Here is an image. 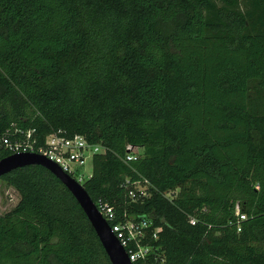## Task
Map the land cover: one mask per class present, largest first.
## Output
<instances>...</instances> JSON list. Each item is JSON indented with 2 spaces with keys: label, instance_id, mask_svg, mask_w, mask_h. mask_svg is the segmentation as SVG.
Instances as JSON below:
<instances>
[{
  "label": "trees",
  "instance_id": "trees-1",
  "mask_svg": "<svg viewBox=\"0 0 264 264\" xmlns=\"http://www.w3.org/2000/svg\"><path fill=\"white\" fill-rule=\"evenodd\" d=\"M29 129L36 148L104 147L82 185L116 220L152 221L143 264H264V0H0V138ZM0 180L19 194L0 264H111L48 169Z\"/></svg>",
  "mask_w": 264,
  "mask_h": 264
},
{
  "label": "built area",
  "instance_id": "built-area-1",
  "mask_svg": "<svg viewBox=\"0 0 264 264\" xmlns=\"http://www.w3.org/2000/svg\"><path fill=\"white\" fill-rule=\"evenodd\" d=\"M18 138L11 140L6 133L0 138V149L9 151L10 153L21 152H37L45 155L52 161L56 162L60 168L76 179L80 184L83 182L81 175H75L77 168L85 166L88 161L92 162L95 154L103 153L104 147L101 144H92L88 142L82 135H74L72 137H64L62 135L51 133L44 139V145L35 147L37 139L33 136L34 129L27 131L18 130ZM37 149V151H35ZM127 153L123 157V161L138 159L140 148L137 146L128 145ZM92 174L88 175V178ZM128 182V181H127ZM149 181L145 178H140L132 184L134 189H130L128 195L132 201L142 199L148 195L147 185ZM168 192L165 196L170 195ZM97 210L109 224L111 231L114 233L119 243L127 252L129 260L133 264H143L150 252L155 251V248L149 244H143L142 240L146 238L148 228L151 227L152 221L146 218L139 217L137 220L125 217V219H117L114 207L107 202L97 200L94 202ZM234 214L243 219L244 215L238 213V208L235 207ZM188 223L194 224L193 217L188 218ZM158 227L152 233V238H156ZM238 230V228H237Z\"/></svg>",
  "mask_w": 264,
  "mask_h": 264
},
{
  "label": "water",
  "instance_id": "water-1",
  "mask_svg": "<svg viewBox=\"0 0 264 264\" xmlns=\"http://www.w3.org/2000/svg\"><path fill=\"white\" fill-rule=\"evenodd\" d=\"M32 164L48 169L71 192L93 227L111 264H133L83 185L63 171L56 162L37 152L11 153L0 159V177L13 169Z\"/></svg>",
  "mask_w": 264,
  "mask_h": 264
},
{
  "label": "rangeland",
  "instance_id": "rangeland-1",
  "mask_svg": "<svg viewBox=\"0 0 264 264\" xmlns=\"http://www.w3.org/2000/svg\"><path fill=\"white\" fill-rule=\"evenodd\" d=\"M75 175H81L84 182L88 179V175L92 174V162L88 161L85 166H80L77 168ZM172 194L167 195L170 197ZM19 200L18 192L13 188L8 186L5 181L0 180V215L9 211L13 208Z\"/></svg>",
  "mask_w": 264,
  "mask_h": 264
}]
</instances>
